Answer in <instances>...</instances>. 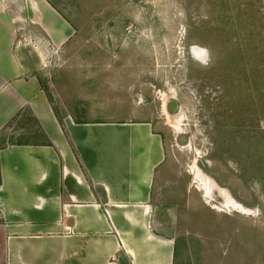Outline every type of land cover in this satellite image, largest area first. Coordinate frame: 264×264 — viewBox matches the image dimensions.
Masks as SVG:
<instances>
[{
    "label": "rangeland",
    "instance_id": "1",
    "mask_svg": "<svg viewBox=\"0 0 264 264\" xmlns=\"http://www.w3.org/2000/svg\"><path fill=\"white\" fill-rule=\"evenodd\" d=\"M7 1L15 55L57 115L161 132L175 264H264V0H44L70 28L62 46ZM37 131L26 112L0 148Z\"/></svg>",
    "mask_w": 264,
    "mask_h": 264
},
{
    "label": "crops",
    "instance_id": "2",
    "mask_svg": "<svg viewBox=\"0 0 264 264\" xmlns=\"http://www.w3.org/2000/svg\"><path fill=\"white\" fill-rule=\"evenodd\" d=\"M26 5L42 14L37 25L51 43L64 45V20L44 0ZM11 12L0 0V132L25 110L38 131L36 139L0 148L4 264H175L173 209L160 202L167 165L161 132L149 120L57 115L15 55Z\"/></svg>",
    "mask_w": 264,
    "mask_h": 264
},
{
    "label": "water",
    "instance_id": "3",
    "mask_svg": "<svg viewBox=\"0 0 264 264\" xmlns=\"http://www.w3.org/2000/svg\"><path fill=\"white\" fill-rule=\"evenodd\" d=\"M203 55H204V60H206L207 59V53L206 52H203Z\"/></svg>",
    "mask_w": 264,
    "mask_h": 264
},
{
    "label": "trees",
    "instance_id": "4",
    "mask_svg": "<svg viewBox=\"0 0 264 264\" xmlns=\"http://www.w3.org/2000/svg\"><path fill=\"white\" fill-rule=\"evenodd\" d=\"M40 82V81H39ZM26 112H29L28 110H25ZM60 123V121H59ZM176 250H177V242H176ZM175 257H176V251H175Z\"/></svg>",
    "mask_w": 264,
    "mask_h": 264
}]
</instances>
